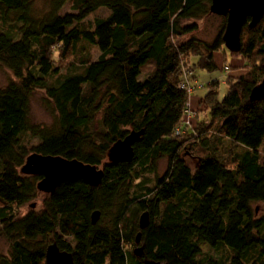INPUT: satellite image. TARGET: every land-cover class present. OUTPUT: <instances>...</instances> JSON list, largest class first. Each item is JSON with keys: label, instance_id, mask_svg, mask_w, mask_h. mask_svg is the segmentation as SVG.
Wrapping results in <instances>:
<instances>
[{"label": "trees", "instance_id": "16d2710c", "mask_svg": "<svg viewBox=\"0 0 264 264\" xmlns=\"http://www.w3.org/2000/svg\"><path fill=\"white\" fill-rule=\"evenodd\" d=\"M210 2L45 0L35 9V0H0V66L13 76L0 88V264H45L53 243L74 264H264V97L250 98L264 77V17L244 24L239 52L228 51L244 60L241 72L223 66L222 97L219 81H207L208 117L187 131L184 71L213 73L227 51L225 17L210 42L193 35ZM37 91L54 114L49 127L30 122ZM140 131L133 159L111 163L112 146ZM34 153L94 165L102 181L39 192L41 177L21 173Z\"/></svg>", "mask_w": 264, "mask_h": 264}, {"label": "water", "instance_id": "95a60500", "mask_svg": "<svg viewBox=\"0 0 264 264\" xmlns=\"http://www.w3.org/2000/svg\"><path fill=\"white\" fill-rule=\"evenodd\" d=\"M209 11L212 15L226 18L222 35L223 44L230 53H238L244 24L248 22V26L253 28L264 17V0H211ZM263 97L264 77L250 94L251 100ZM141 135V131L132 132L123 140L116 142L108 152L109 161L113 164L130 162L134 155L133 146ZM21 173L41 177L37 189L46 194H53L61 184L75 180H82L92 187H97L103 177V170L94 165L84 164L76 159L68 160L61 156H43L36 153L27 157ZM31 208H35V205H31ZM99 218L100 212L95 211L91 215V223L96 224ZM148 224V213H143L139 219V227L145 229ZM139 238L140 236L137 235V244ZM134 253L139 257L141 249H135ZM45 264H74V262L70 253L60 251L53 243L47 247Z\"/></svg>", "mask_w": 264, "mask_h": 264}, {"label": "rangeland", "instance_id": "374dc122", "mask_svg": "<svg viewBox=\"0 0 264 264\" xmlns=\"http://www.w3.org/2000/svg\"><path fill=\"white\" fill-rule=\"evenodd\" d=\"M44 1L45 0H35L34 8L43 9ZM68 13H72V12H71V9L69 8V5H66L65 8L62 10L61 14L65 15ZM103 14H104V11L100 10L95 15L101 16ZM94 16H92L91 19H93ZM197 24L199 26V30L193 35L201 41L210 42L214 38V36L217 34L219 28L222 25V17L210 14L204 17L202 20L198 21ZM92 54H94L92 58L93 60H95L98 56V53L94 52L93 50ZM223 56H225V61H224ZM233 59H236V57L231 56V54L228 51H225V52L222 51L216 54V61L220 67L217 71L213 73H207V72H203L200 70H196L194 74L190 73L187 76V82L191 86L190 89H192V93L186 92L187 95H190V99L193 96L194 88H196L198 84L205 85V89L203 88L202 90H200V92L206 93L207 81H209L210 79L219 80V88H220L219 96H223L226 85L221 84V83L222 81H225V78L227 77L228 74L223 72L221 69L223 68L224 65L231 67L233 62L235 61ZM231 72H234V71L231 70ZM196 74H197L198 79L196 77ZM183 77H184V73H183ZM12 78H13L12 74L8 70L0 66V88H3L4 86H6V84ZM202 109L203 107H201V109H198V110L196 109L191 110L188 105V112L184 116V122L187 123L188 125L186 129L187 131L193 128V123H195L197 119H198L197 121H199V120H203L206 117H208L207 114H205V111L203 113ZM200 114H202L200 118H197V116ZM29 119L32 124L39 125V126H45V127H49L54 121V114L52 110L50 109V107L47 105L45 101V95L41 91L35 92L30 99ZM185 132H186L185 130H182L181 134H184ZM35 144H37V140H32L31 145H35ZM224 150L225 151L223 152V155L228 157L229 151L227 152L226 149ZM164 168H165V161H161L160 170H159L160 174L161 172L165 170ZM44 197H45L44 194L40 193L38 195V198L34 200L33 202H31L30 205H35V208L39 209L41 207ZM26 211H27V208H24L22 212L24 213ZM137 248L138 247H136L135 249ZM200 249L202 250L203 253H210L207 245H201ZM7 251H8L7 243L0 236V254H6ZM222 255L226 257L227 251H223Z\"/></svg>", "mask_w": 264, "mask_h": 264}, {"label": "crops", "instance_id": "0c3cea01", "mask_svg": "<svg viewBox=\"0 0 264 264\" xmlns=\"http://www.w3.org/2000/svg\"><path fill=\"white\" fill-rule=\"evenodd\" d=\"M223 58L225 61V56H223ZM215 59H216V57H215ZM233 60H235V61L233 62L231 67L233 68L234 72H231L230 74L233 76H237L241 72L240 69L244 66L245 62L243 59H241L239 57H237L236 59H233ZM196 77H197V74H196ZM197 79H198V77H197ZM217 81H219V80H217ZM221 84H225V81H222ZM200 90H202V89H200ZM200 90L195 91L193 93V96L191 97V99L189 101V106L191 107V109L198 110V109H201V107H202L200 105V102H201L202 98L204 97L205 93H201ZM226 92H227V88H225L224 94ZM220 97H222V96H220Z\"/></svg>", "mask_w": 264, "mask_h": 264}, {"label": "built area", "instance_id": "2783aa9c", "mask_svg": "<svg viewBox=\"0 0 264 264\" xmlns=\"http://www.w3.org/2000/svg\"><path fill=\"white\" fill-rule=\"evenodd\" d=\"M226 71H228V69H226ZM190 74V72H188V71H184V77H183V80H182V82H180L179 83V88L180 89H182V90H185L186 92H188V93H192V89H190L191 88V86L188 84V82H187V76ZM187 112H188V110H187ZM186 112V113H187ZM187 124V123H186ZM180 134V130H177V132H176V135H179Z\"/></svg>", "mask_w": 264, "mask_h": 264}, {"label": "bare ground", "instance_id": "6f19581e", "mask_svg": "<svg viewBox=\"0 0 264 264\" xmlns=\"http://www.w3.org/2000/svg\"><path fill=\"white\" fill-rule=\"evenodd\" d=\"M189 108L191 109V107L189 106ZM191 110H193V109H191Z\"/></svg>", "mask_w": 264, "mask_h": 264}]
</instances>
